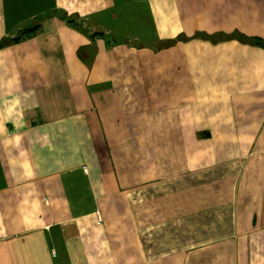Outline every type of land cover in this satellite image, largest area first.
Returning a JSON list of instances; mask_svg holds the SVG:
<instances>
[{
  "label": "crops",
  "instance_id": "obj_1",
  "mask_svg": "<svg viewBox=\"0 0 264 264\" xmlns=\"http://www.w3.org/2000/svg\"><path fill=\"white\" fill-rule=\"evenodd\" d=\"M245 38L264 0H0V264H264Z\"/></svg>",
  "mask_w": 264,
  "mask_h": 264
},
{
  "label": "rangeland",
  "instance_id": "obj_2",
  "mask_svg": "<svg viewBox=\"0 0 264 264\" xmlns=\"http://www.w3.org/2000/svg\"><path fill=\"white\" fill-rule=\"evenodd\" d=\"M181 112H182L183 117L185 118L186 117L185 113L183 111H181ZM164 129H165V127H164ZM153 131H154V128H153ZM165 144L166 143H164V145ZM108 196L115 198L113 200L118 202V205L105 206L109 210L108 212L112 213V214L113 213L114 214H124V207H123V204H122L123 203V197H124L123 190H108ZM113 200H111V201H113ZM99 223H102L101 219H100ZM116 223H117V225H116L117 227L116 228H119L120 227V222L118 221V219H117Z\"/></svg>",
  "mask_w": 264,
  "mask_h": 264
},
{
  "label": "trees",
  "instance_id": "obj_3",
  "mask_svg": "<svg viewBox=\"0 0 264 264\" xmlns=\"http://www.w3.org/2000/svg\"><path fill=\"white\" fill-rule=\"evenodd\" d=\"M31 31H34V30H32V29L26 30V31L24 32V34H28V33L31 32ZM22 38H23L22 36H21V37L18 36V37H16V38L10 40V43H11V42H14V41H19V40H21ZM242 38H244V37H242ZM245 39H247L248 41L252 42L253 44H256V45H259V46L264 47V40H263V39H259V38H245ZM6 44H9V41H8ZM4 46H5L4 43H0V48H2V47H4Z\"/></svg>",
  "mask_w": 264,
  "mask_h": 264
}]
</instances>
